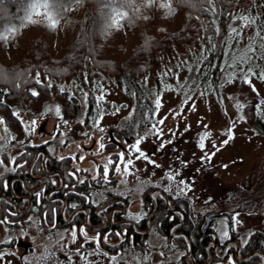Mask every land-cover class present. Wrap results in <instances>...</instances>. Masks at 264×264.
<instances>
[{
  "label": "trees",
  "instance_id": "1",
  "mask_svg": "<svg viewBox=\"0 0 264 264\" xmlns=\"http://www.w3.org/2000/svg\"><path fill=\"white\" fill-rule=\"evenodd\" d=\"M162 3H170L174 11L169 13L167 8L161 7ZM28 4L29 0H0V32L13 26L19 28L18 34L10 36L7 42L0 41V119L4 121L8 132L19 134L24 131L18 116L13 115L15 110L36 114L50 104L60 107L62 122L74 119L83 104V123L94 124L100 112L98 94L103 81L107 80L121 83L124 94L134 99L136 113H143L147 106H150L149 112L152 113L154 107L146 91L158 92L162 78H170L176 71L196 62L198 83L203 86L201 82H206L205 86L209 87L211 93L221 91L235 95L243 105L241 114L246 124L264 135L261 96L253 84L245 83V76L237 73L236 69L221 87L217 86L224 59L226 61L232 52L242 51L250 43V37L256 39V44L255 51L248 55L252 60H258L259 64L264 60V52L260 53L262 59L259 57L260 40L256 37L257 31L264 35V0H214V13L205 11L210 9L205 0H155L150 5L145 0H135L133 8L138 7L139 11L126 9L129 19L124 20L120 28L109 30L107 34L104 24L108 9L104 8V0H63L64 8L60 12L62 18L55 30L49 29L43 22L21 27ZM241 16L254 19L255 24L244 28V21L239 19ZM33 18L43 20V17ZM233 27L242 30L240 37L233 38ZM249 63L250 60L243 64L244 70ZM236 67L240 68L241 63ZM32 91L39 95L33 96ZM102 111L106 112L105 109ZM135 130L138 131L137 128ZM45 145L42 146L44 150ZM24 148V169L29 167L32 174L42 176L45 192L46 176L41 166L43 156L39 154L34 160L36 147ZM22 156H15V159ZM0 157L4 162H9L6 151L2 150ZM53 161L55 188H59L62 181L67 183L68 173H83L73 167L68 159H57L53 154ZM1 176L0 181L7 173ZM18 183H15L16 187ZM35 186H39V182ZM39 200L43 201L40 205L44 209L40 210L39 205H31L29 211L9 217V201L0 198V220L31 217L21 221V224L15 222L7 225L4 222L3 225L12 230L35 225L39 234L45 233L51 215L45 211V195ZM26 207V202L19 205L22 210ZM61 210L62 201L58 199L54 203V235L67 231L60 219ZM35 217L36 224L33 221ZM82 222H73L77 236L80 235L78 226ZM13 238L1 242L0 249H11ZM231 238H234V234H231ZM59 244L61 242L54 245L52 256L62 251ZM244 247L246 252L240 255H249V242ZM233 250L231 254H234Z\"/></svg>",
  "mask_w": 264,
  "mask_h": 264
},
{
  "label": "rangeland",
  "instance_id": "2",
  "mask_svg": "<svg viewBox=\"0 0 264 264\" xmlns=\"http://www.w3.org/2000/svg\"><path fill=\"white\" fill-rule=\"evenodd\" d=\"M263 52H259V57ZM241 54L239 50L230 53L236 56ZM230 55L221 66L218 88L238 69L240 75H248L261 96V102L264 101V79L260 78V74H264V60L259 64L258 60L250 59L244 70L243 62L240 68L229 66L232 65ZM197 67L195 62L176 71L170 78H162L158 92L146 91L154 107L152 113L149 112L150 106L143 113H136L134 99L124 94L121 83L108 80L103 81L98 94V97L104 98L99 100V117L94 124L81 123L83 104L78 115L65 122L61 121V116H57L55 111H46L49 107L54 109L56 104L47 105L36 114L17 109L15 113L18 114L23 130L25 125L36 120L35 131L10 133L3 131L4 125L0 126V136L6 137L0 140V152L4 150L10 156L22 145L33 143L39 131H48L52 132L54 151L58 156L63 153L78 154L80 160L76 166L93 171L96 164L104 162L108 157V152H104L100 144H115L119 152L128 151L125 161H133L129 165L128 174L124 173L123 164L118 161L117 164L122 168L114 174L119 179L121 175L124 176L122 186L132 187L133 198L143 184L169 188L167 181L175 178L177 182L169 190L191 197L202 215L206 211L224 213L223 217L215 219L213 223L218 238H229L242 246L264 228V135L246 124L241 108L237 107L241 104L235 95L226 94L220 89L218 93H211L209 87L205 86L206 82H201L205 87L202 90L203 86L198 83L199 76L196 77ZM158 98L162 106L156 109ZM185 100L187 103H184ZM261 106L264 113V103ZM104 109L105 113L102 111ZM161 119H164L163 124H159ZM153 124H156V129H152ZM124 127L127 129L124 130ZM229 127L233 139L225 145L222 141L227 137L223 133ZM205 133L210 135L205 139V149L201 150L198 145L200 137ZM137 139H140L139 148L146 158L137 159L139 153L129 148ZM212 153L215 154L209 160L206 154ZM2 170L3 165L0 163V173ZM137 208L136 200H131L129 211L134 212ZM36 231L33 225L12 230L0 224V243L10 237L15 238L13 248L0 249V264H132L134 261L132 256L135 253L132 249L114 262L108 256L96 253H89L85 257L75 253L66 255L63 249L47 261L37 260V257L52 253L49 247L51 244L61 242V249L64 238L60 231L52 241H47ZM225 231L227 237L223 235ZM231 234H234V238H231ZM149 242L159 245L158 241ZM148 255L155 256L157 253L151 252Z\"/></svg>",
  "mask_w": 264,
  "mask_h": 264
},
{
  "label": "flooded vegetation",
  "instance_id": "3",
  "mask_svg": "<svg viewBox=\"0 0 264 264\" xmlns=\"http://www.w3.org/2000/svg\"><path fill=\"white\" fill-rule=\"evenodd\" d=\"M51 133L48 131L47 133H43V131L36 133L33 143L24 144L13 152L9 156L8 163L0 157L3 165L0 176L7 173V176H3L0 181V198L9 201L10 206L7 213L9 217H13L17 213L22 214L29 211L31 205H39L40 210L44 209V206L40 205L43 201L39 199L45 195V211L51 215V222L47 224V231L38 233V235L47 241H52L54 237V203L60 199L62 201L60 219L67 230L65 234L62 232L63 251L66 255L71 256L75 253L85 257L89 253H96L108 256L114 262L112 257L118 258L127 255L132 249L135 253L132 256V260H134L132 264H264V228L256 232L249 241L250 254L240 255V253L246 252L244 245L240 246L237 241L229 238L220 240L213 228L214 220L223 217L224 213L206 211L203 215L200 214L198 205L191 197L169 190L177 182L175 178L167 181L170 185L169 188L143 184L136 197L133 198L132 187L130 185L122 186L121 180L124 176L121 175L120 179L118 176H114L116 172L114 168L119 161L117 154L120 153L114 146L115 144L108 142L104 144L103 151L108 152V157L104 162L100 161L96 164L91 171L76 166L80 160L78 154L63 153L58 156L54 151ZM117 136H120L119 132ZM44 144H46L45 150L42 148ZM25 146L36 147L34 160L39 154L43 156L41 166L42 173L46 176L45 192L43 191L42 176L32 174L29 167L24 169L25 160L22 155L26 151ZM124 153L127 158L128 151L125 150ZM53 154L57 159L63 157V159L70 160L73 167L83 173H68L67 183L62 181V185L55 188ZM15 156L22 157L12 162V158ZM109 160H112L114 164H109V175L104 178L103 167ZM6 169H14V171ZM11 175L13 176L10 177ZM16 180L19 182L18 187L15 184ZM30 181L33 183L31 184ZM23 182H25V189H23ZM38 182L39 186H35ZM29 186H34V188L28 189ZM38 193L40 195H37ZM133 199L136 200L138 208L131 212L129 206ZM23 202H26L27 207L22 210L19 205H22ZM70 210L69 215L65 217L64 214ZM150 210H152L151 213ZM27 219L29 217L15 218L13 221L5 220V222L7 225L15 222L21 224V221ZM75 220L83 221L78 227L85 229L88 237L99 235L100 244L86 242L81 233L73 243L70 232L76 227L73 223ZM33 221L36 224L37 218L35 217ZM0 224L3 225V223ZM102 232H104L103 235ZM104 237H107L106 242ZM69 238L70 240H68ZM14 240L15 238H13V244ZM149 241H158L159 245H152ZM53 245L49 246L52 253ZM123 247L125 253L122 251ZM199 247H202V252ZM232 248H234V254H231ZM151 252H156L157 255L149 256L148 254Z\"/></svg>",
  "mask_w": 264,
  "mask_h": 264
},
{
  "label": "snow or ice",
  "instance_id": "4",
  "mask_svg": "<svg viewBox=\"0 0 264 264\" xmlns=\"http://www.w3.org/2000/svg\"><path fill=\"white\" fill-rule=\"evenodd\" d=\"M77 2H79V0H77ZM154 2L155 0H145V3L147 5H150ZM205 2L210 5V9H205V11L211 10L214 13L215 12L214 0H205ZM134 3H135V0H104V8L108 9V13L105 17V24H104L105 34H107L109 30L120 28L122 26V22L126 19H129V13L126 9L133 8ZM161 7L167 8L169 10V13L174 11L171 8L170 3H162ZM63 8H64L63 0H29L26 15L21 20V27L26 26L28 24H38V23L43 22L46 27H48L51 30H55L60 23V19L62 18L60 12H61V9ZM133 10L138 12L139 8L136 7V8H133ZM34 16L43 17V20L41 21L38 19H34L33 18ZM239 19L244 21V24H243L244 28L251 27L253 24H255V20L248 16H241L239 17ZM218 31L219 30L217 29V32ZM18 32H19V28H16L15 26L10 27L0 32V41L7 42L10 36L14 37L16 34H18ZM231 33L233 34V38H238L242 35V30H238L237 28L233 27L231 28ZM256 37H258L260 40V43H259L260 50L264 51V35H261V33L257 31ZM249 40H250V43L242 50L241 55L239 56L230 55V59L232 60V65H229V66H238L240 63L242 62L247 63L251 59V57L248 54L255 51L254 45L256 44V39L250 37ZM209 41H211L210 37H209ZM237 42H239V40H237ZM212 47L215 48L216 45L213 44ZM226 55H229V54L226 53ZM189 71H192V69H189ZM260 78L264 79V74H260ZM229 82H231V78ZM244 82L247 84H251V80L248 77V75H245ZM37 83H40V81L37 80ZM61 91H63V89H61ZM253 91H255V89H253ZM32 95L37 96L39 95V93L36 91H32ZM103 98H104L103 96H100L97 99L103 100ZM184 103H187V100H185ZM261 103H264V101H262ZM161 106H162L161 101L158 98L155 102V107L156 109H159ZM97 107H99V104L97 105ZM237 107L243 108V105H237ZM46 111H55V114L57 116H60V112H61L59 106H56L54 109L49 107L46 109ZM13 115H18V114L13 113ZM81 123H83V121H81ZM163 123H164V119H161L159 121V124H163ZM3 124H4V121L0 119V126H2ZM35 125H36V120H32L30 122V125H25L24 131L26 133H30V131H35ZM152 129H156V124L152 125ZM3 131L7 132V129L5 128L3 129ZM101 131H103V129H101ZM152 134H156V133L153 132ZM209 135L210 133H205L204 135L200 137L198 146L201 150L205 149V139H207ZM223 135L227 137L226 139L222 141V143L226 145L231 139H233L231 127H229V129L225 133H223ZM5 139H6L5 136H0V140H5ZM139 144H140V139H137L135 144L129 145V148L139 153V156L137 157V159L141 157L146 158L145 153L140 150ZM212 146L214 148H217V150H219L217 145L213 144ZM161 147H163V145H161ZM100 148L103 149L104 144L101 143ZM214 154L215 153L206 154V155H207V158L210 160L211 156ZM117 155H118L119 164H123L124 173L128 174L129 165H131L133 161L131 159H128L127 161H125V153L123 151L118 153ZM61 158L63 159V157ZM14 161H15V158L13 157L12 162ZM149 162L152 163V161H149ZM0 163H2V161H0ZM109 164H114V162L112 160H109L108 163L104 165L103 167V177L104 178H107L109 175V167H108ZM119 164H116L114 168V170L117 173L121 171ZM6 170L14 171V169H6ZM81 183H83V181H81ZM37 195H40V194L38 193ZM73 207H75V205H73ZM133 218L136 219V217H133ZM29 219H31V217ZM4 222L5 221H0V223H4ZM79 231L85 237L86 242H95L97 245L100 244L101 238L99 237V235H97L96 237L90 238L87 236V232L85 229L81 228L79 229ZM117 235H119V233H117ZM223 235L227 237L228 235L227 231H225ZM70 236H71L72 242L75 243L77 239V232L75 229H73L70 232ZM103 239L105 242L107 241V237H104ZM61 247L63 249L64 246L62 245ZM81 247H83V245H81ZM77 252H79V249H77ZM51 255L53 254L49 253L47 255H42L40 257H37V260L47 261ZM112 259L115 260L116 257H112Z\"/></svg>",
  "mask_w": 264,
  "mask_h": 264
}]
</instances>
